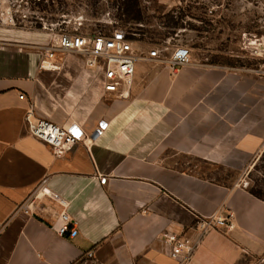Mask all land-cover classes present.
<instances>
[{
  "label": "crops",
  "instance_id": "obj_1",
  "mask_svg": "<svg viewBox=\"0 0 264 264\" xmlns=\"http://www.w3.org/2000/svg\"><path fill=\"white\" fill-rule=\"evenodd\" d=\"M9 2L0 0V264H177L166 232L197 242L184 264L262 257L264 200L206 173L263 143L264 79L188 48V64L137 61L130 84L106 92L103 72L78 54L44 61L51 34L10 22ZM30 108L65 130L64 157L27 132ZM42 180L67 201L75 233L50 228L59 207L47 197L24 208ZM214 217L232 227L206 222Z\"/></svg>",
  "mask_w": 264,
  "mask_h": 264
},
{
  "label": "rangeland",
  "instance_id": "obj_2",
  "mask_svg": "<svg viewBox=\"0 0 264 264\" xmlns=\"http://www.w3.org/2000/svg\"><path fill=\"white\" fill-rule=\"evenodd\" d=\"M42 1L38 7L32 0H10L8 11L15 25L50 34L77 29L132 37L129 40L143 51L162 49V60L175 46H185L191 59L264 79V0H137L140 22L132 20L136 11L126 19L118 6L122 0ZM171 12L179 19L175 27L165 18ZM206 174L226 185H245L264 200V141L246 162L217 165ZM246 260V264H264V255Z\"/></svg>",
  "mask_w": 264,
  "mask_h": 264
},
{
  "label": "built area",
  "instance_id": "obj_3",
  "mask_svg": "<svg viewBox=\"0 0 264 264\" xmlns=\"http://www.w3.org/2000/svg\"><path fill=\"white\" fill-rule=\"evenodd\" d=\"M6 13L10 14L8 9ZM10 22L14 23L12 16ZM52 32V31H51ZM162 50V49H161ZM160 49L153 48L149 51L141 50L136 42L123 37H109L99 32L85 34L74 29L73 31L59 30L52 32L51 43L43 48V59H51L54 53L59 51L73 52L80 56L84 67L88 69L98 68L104 75V91L117 92L120 87H127L134 74L135 63L144 59H160ZM168 63L173 65H185L190 62V52L185 46H175L168 57ZM123 92H119L122 95ZM20 99L23 95L18 96ZM24 122L27 132L46 143L52 155L62 158L66 155L64 140L67 137L65 130L58 124L48 119L35 118L32 108L24 115ZM107 127V122L101 120L94 129L91 138L100 136ZM101 184H104L106 177H100ZM245 187V185H243ZM43 197L54 201L59 207L54 219L50 223V228L60 236L67 233H75L74 223L66 212L67 201L49 192L45 187V180H42L32 194L26 200L24 208L32 211L36 202ZM231 217V214H228ZM216 226L232 227L231 222L226 224L224 218L214 217L206 219ZM162 242L169 249V256L177 261V264H184L192 255L196 241H191L183 235L166 232L162 235ZM91 256V252L88 253Z\"/></svg>",
  "mask_w": 264,
  "mask_h": 264
},
{
  "label": "trees",
  "instance_id": "obj_4",
  "mask_svg": "<svg viewBox=\"0 0 264 264\" xmlns=\"http://www.w3.org/2000/svg\"><path fill=\"white\" fill-rule=\"evenodd\" d=\"M33 3L36 5V6H40L42 4V0H37V1H34L32 0ZM118 6L123 10V14L126 15V19H129L130 17V14L131 12L133 11H136L138 13L137 16L133 17L132 20L134 22H140L141 21V17L139 16V10H138V1L137 0H122V2L120 4H118ZM165 18L168 20V22L171 23L172 26H177L179 23H178V17H175L174 14L171 12V13H168L165 15ZM181 19V18H180ZM127 39H131L132 37H125ZM249 192L262 199L255 191L251 190V189H248Z\"/></svg>",
  "mask_w": 264,
  "mask_h": 264
}]
</instances>
